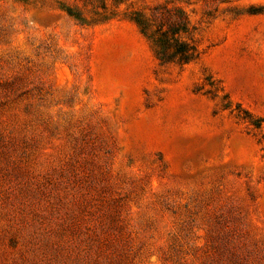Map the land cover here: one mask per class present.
<instances>
[{"label":"rangeland","instance_id":"1","mask_svg":"<svg viewBox=\"0 0 264 264\" xmlns=\"http://www.w3.org/2000/svg\"><path fill=\"white\" fill-rule=\"evenodd\" d=\"M165 4L203 51L182 67L132 19ZM238 105L264 118V0H0V264H202L220 215L264 264Z\"/></svg>","mask_w":264,"mask_h":264},{"label":"trees","instance_id":"2","mask_svg":"<svg viewBox=\"0 0 264 264\" xmlns=\"http://www.w3.org/2000/svg\"><path fill=\"white\" fill-rule=\"evenodd\" d=\"M70 15L81 19L79 14L68 10ZM141 32L151 42L157 58L163 63L185 66L198 60L203 51L193 36H190L191 22L186 11L179 6L159 5L150 13L135 12L132 18ZM229 107V106H226ZM237 116L250 125L261 127L264 118H255L249 111L237 106ZM237 218L224 215L217 217L213 231V252L202 264H251L243 247L233 240Z\"/></svg>","mask_w":264,"mask_h":264}]
</instances>
